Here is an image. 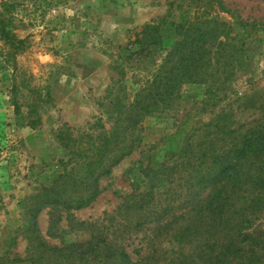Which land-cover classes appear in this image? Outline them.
I'll list each match as a JSON object with an SVG mask.
<instances>
[{"label": "trees", "instance_id": "obj_1", "mask_svg": "<svg viewBox=\"0 0 264 264\" xmlns=\"http://www.w3.org/2000/svg\"><path fill=\"white\" fill-rule=\"evenodd\" d=\"M174 27L168 45H163L160 23L133 32L127 45L137 47L129 54L145 71L136 78L138 87L128 97L114 98L122 100L114 122L93 140L91 152L78 149L71 168L62 163L51 184L25 197L22 227L31 251L12 258L3 253L0 264L264 262V90L238 95L232 87L250 71L248 45L219 14H197ZM0 37L14 53L23 42L6 27H0ZM186 82L204 85L216 100L229 101L193 128L178 151L149 161L142 169L145 185L129 182L120 205L101 222L82 220L89 238L51 244L38 225L41 210L59 211L54 226L61 212L94 202L103 189L100 179L140 145L144 119L173 106ZM58 135L65 144L71 139ZM134 231L143 234L132 246L136 257L123 242Z\"/></svg>", "mask_w": 264, "mask_h": 264}, {"label": "rangeland", "instance_id": "obj_2", "mask_svg": "<svg viewBox=\"0 0 264 264\" xmlns=\"http://www.w3.org/2000/svg\"><path fill=\"white\" fill-rule=\"evenodd\" d=\"M197 14L222 15L248 45L250 71L232 82L235 94L264 90V0H0V27L23 39L14 53L0 37V255L31 251L22 227L25 197L51 184L64 162L71 168L78 149L91 152L93 140L114 122L122 101L114 98L138 87L136 78L145 71L129 54L137 47L127 45L133 32L160 23L168 45L174 22ZM179 92L173 106L144 119L140 145L100 179L103 189L94 202L61 212L54 226L59 211L41 210L38 225L51 244L89 238L82 220L101 222L120 205L129 182L145 185L142 169L149 161L178 151L193 128L229 101L190 82ZM59 132L69 134L67 144ZM130 235L123 242L136 257L132 246L143 234Z\"/></svg>", "mask_w": 264, "mask_h": 264}]
</instances>
